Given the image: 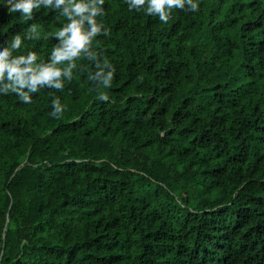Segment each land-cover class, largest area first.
Listing matches in <instances>:
<instances>
[{
    "label": "trees",
    "instance_id": "trees-1",
    "mask_svg": "<svg viewBox=\"0 0 264 264\" xmlns=\"http://www.w3.org/2000/svg\"><path fill=\"white\" fill-rule=\"evenodd\" d=\"M199 3L105 0L110 87L82 56L63 90L0 94V264H264V0ZM55 11L0 4V43L35 23L14 54L47 61Z\"/></svg>",
    "mask_w": 264,
    "mask_h": 264
},
{
    "label": "clouds",
    "instance_id": "clouds-1",
    "mask_svg": "<svg viewBox=\"0 0 264 264\" xmlns=\"http://www.w3.org/2000/svg\"><path fill=\"white\" fill-rule=\"evenodd\" d=\"M104 3L105 0H0V4L5 5L10 13H19L23 20L32 19L34 9L38 10L41 6L55 9L57 20L67 18L58 30L50 33L59 39L47 61L38 60L35 51L14 54L24 40L40 38L42 30L35 23L28 26L23 37L16 33L7 45L0 43V94L15 93L23 102L30 103L32 94L41 88L63 90L66 81L73 79L77 58L82 56L95 61V71H89L88 78L96 82V88L99 89L101 85L110 87L116 66L107 59L102 61V53L92 47L98 34L107 31L103 21L97 19L105 14ZM199 6V0H127L130 10L146 12L163 22L169 21L173 9L195 12ZM98 98L108 101V92L100 91ZM51 105L49 115L62 117L66 104L61 102V98L54 96Z\"/></svg>",
    "mask_w": 264,
    "mask_h": 264
}]
</instances>
